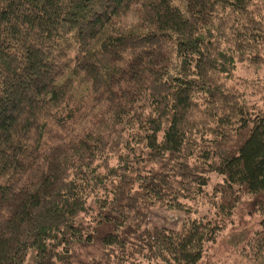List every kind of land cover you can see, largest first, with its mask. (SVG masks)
<instances>
[{
    "label": "trees",
    "instance_id": "obj_1",
    "mask_svg": "<svg viewBox=\"0 0 264 264\" xmlns=\"http://www.w3.org/2000/svg\"><path fill=\"white\" fill-rule=\"evenodd\" d=\"M31 251L264 264V0H0V264Z\"/></svg>",
    "mask_w": 264,
    "mask_h": 264
},
{
    "label": "rangeland",
    "instance_id": "obj_2",
    "mask_svg": "<svg viewBox=\"0 0 264 264\" xmlns=\"http://www.w3.org/2000/svg\"><path fill=\"white\" fill-rule=\"evenodd\" d=\"M137 17L134 12H130L127 17L123 20V24H131L133 22H136ZM220 178V181L219 179ZM223 182L222 178L219 177L216 174L210 175V181L209 185L207 187V190L209 193H212L215 184ZM202 213H206V211L210 208L207 207V205H203L200 207ZM214 210L210 213V216H212ZM184 219V213L181 212L178 209H159L156 208L152 211L150 219L148 221L147 227L148 228H153L156 226L159 227H165V228H170L174 230H181L182 228V223ZM230 237V236H227ZM229 242L231 244L234 243V238L229 239ZM226 243L220 244L217 249L218 250H224ZM33 254L34 251H31L28 255L27 261L25 264H33Z\"/></svg>",
    "mask_w": 264,
    "mask_h": 264
}]
</instances>
